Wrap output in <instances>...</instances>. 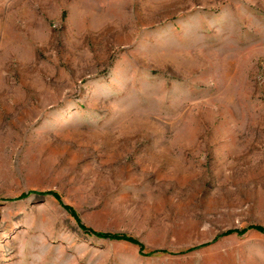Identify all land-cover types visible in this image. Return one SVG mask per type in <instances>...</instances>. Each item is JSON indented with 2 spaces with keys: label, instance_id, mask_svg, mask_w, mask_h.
Segmentation results:
<instances>
[{
  "label": "rangeland",
  "instance_id": "374dc122",
  "mask_svg": "<svg viewBox=\"0 0 264 264\" xmlns=\"http://www.w3.org/2000/svg\"><path fill=\"white\" fill-rule=\"evenodd\" d=\"M248 227L264 0H0V264H264Z\"/></svg>",
  "mask_w": 264,
  "mask_h": 264
},
{
  "label": "trees",
  "instance_id": "16d2710c",
  "mask_svg": "<svg viewBox=\"0 0 264 264\" xmlns=\"http://www.w3.org/2000/svg\"><path fill=\"white\" fill-rule=\"evenodd\" d=\"M53 195H54V196H57V195H55V194H53ZM24 196H26V195H23V197H24ZM65 208L70 212L71 215L74 214L73 211H72L71 209H69V208H67V207H65ZM80 228H81L85 233H88V234L94 235V236H96L97 238L108 239V240H119V241L122 240V241H127V242H130V243L134 244V245H137V246L140 248V250L143 249L142 246H140L139 243H138L136 240H134V239H132V238H130V237L123 236V235H115V234L96 233V232H93V231H91L90 229H88V228H86V227H84V226H82V225L80 226ZM248 229H253V230H256V231H258V232H262V233H264V230H263L262 228H259V227H248V228H246L245 230H248ZM245 230L239 231V232H237V234H241V233H243ZM228 233H232V232H228Z\"/></svg>",
  "mask_w": 264,
  "mask_h": 264
}]
</instances>
